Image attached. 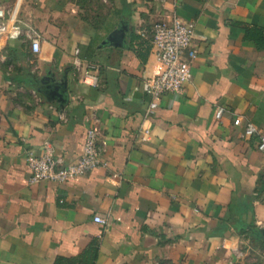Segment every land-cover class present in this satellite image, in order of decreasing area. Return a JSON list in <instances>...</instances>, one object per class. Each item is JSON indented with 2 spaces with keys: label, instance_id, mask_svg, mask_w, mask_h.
Returning a JSON list of instances; mask_svg holds the SVG:
<instances>
[{
  "label": "crops",
  "instance_id": "0c3cea01",
  "mask_svg": "<svg viewBox=\"0 0 264 264\" xmlns=\"http://www.w3.org/2000/svg\"><path fill=\"white\" fill-rule=\"evenodd\" d=\"M0 6V264H264V47L247 37L264 34V0ZM175 16L195 24L193 78L147 114L143 82L163 67L140 32ZM115 30L121 43H104ZM89 127L100 166L30 183L29 154L48 141L76 162Z\"/></svg>",
  "mask_w": 264,
  "mask_h": 264
},
{
  "label": "built area",
  "instance_id": "2783aa9c",
  "mask_svg": "<svg viewBox=\"0 0 264 264\" xmlns=\"http://www.w3.org/2000/svg\"><path fill=\"white\" fill-rule=\"evenodd\" d=\"M10 20L11 18L7 15L6 9L0 6V35L7 34L6 26ZM14 26L15 24L12 25V27ZM140 33L150 37L153 53L163 67L158 74L147 77L143 82L144 92L147 96L146 113L151 114L159 107L160 101L165 94L182 95L186 83L193 78L192 64L197 52L190 48V45L195 37V24L193 21H186L175 16L170 22L156 21L150 28ZM29 36L31 37L32 50L39 52L41 50L39 35L34 33ZM75 63L77 66L81 64V58L78 54L75 57ZM82 71L83 83L89 85L98 84V65L87 63ZM222 113L223 108H219L216 113L217 117L220 118ZM242 122L241 116H237L234 120V124L237 126H241ZM255 132H257V127L253 123L248 122L244 125L245 135H253ZM98 136L95 127L87 129L83 153L73 163H65L62 157L56 156L51 144L46 141L45 149L41 154H29L27 156V162L30 167V183H37L43 180L64 182L100 166L102 160ZM258 149L264 153V132L260 133ZM94 219L100 223L106 222L100 216H95Z\"/></svg>",
  "mask_w": 264,
  "mask_h": 264
},
{
  "label": "water",
  "instance_id": "95a60500",
  "mask_svg": "<svg viewBox=\"0 0 264 264\" xmlns=\"http://www.w3.org/2000/svg\"><path fill=\"white\" fill-rule=\"evenodd\" d=\"M124 32L122 30H115L113 31L105 40L104 43L110 42L112 44L118 45L121 42V39H123Z\"/></svg>",
  "mask_w": 264,
  "mask_h": 264
},
{
  "label": "trees",
  "instance_id": "16d2710c",
  "mask_svg": "<svg viewBox=\"0 0 264 264\" xmlns=\"http://www.w3.org/2000/svg\"><path fill=\"white\" fill-rule=\"evenodd\" d=\"M258 31H261V30H258ZM132 34V33H131ZM248 34V33H247ZM132 36L133 37H135V38H137L138 37V35H136V34H132ZM247 37H250V38H255V41L257 42V47H259V48H263L264 47V45H262L261 44V42H260V38H264V34H262L261 36H260V38H258V37H254V35H250V33L247 35Z\"/></svg>",
  "mask_w": 264,
  "mask_h": 264
}]
</instances>
